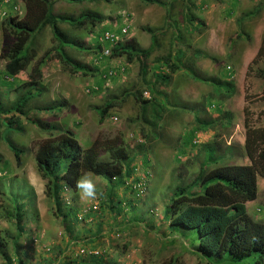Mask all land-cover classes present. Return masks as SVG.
I'll return each instance as SVG.
<instances>
[{"label": "rangeland", "instance_id": "rangeland-1", "mask_svg": "<svg viewBox=\"0 0 264 264\" xmlns=\"http://www.w3.org/2000/svg\"><path fill=\"white\" fill-rule=\"evenodd\" d=\"M3 1L0 54L6 56L13 44L4 38L7 27L1 22L7 18L20 21L25 12L12 11L18 5L14 0ZM52 1V15L73 21L59 23V29L80 46L61 50L84 70H73L65 63L49 27L35 36V54L26 71L6 77L5 60H0V106L9 107L18 97L30 95L23 109L25 116L0 115V121L10 119L14 126L5 136L24 150L16 167L13 154L0 141V239L7 256V237L15 235L19 225L26 264H68L82 258L78 256L83 244L78 241L79 233L70 241L65 228L71 231L95 225L69 215L63 220L59 212L55 214V202L45 195V182L35 163L39 143L56 140L67 130L73 132L80 151L96 140L101 144L121 140L128 166L133 168L131 178L148 188L143 193H131L123 189L124 184L113 188L117 181L107 183L93 176L99 196L87 203L77 190L73 193L59 185V192L63 190L57 202L63 214L67 207L81 214L91 209L105 231L115 228L121 233L112 243L107 239L108 245L105 240L94 242L93 248L104 245L120 251L126 246L119 264H166L171 258H177L178 264L202 263L193 235L167 231L162 203L168 202L174 186L192 181L200 164L207 169L215 167L204 146L222 156L225 162L220 164L248 165H241L244 120L247 118L250 126L264 125V79L259 77L264 70V0H161L163 7L141 0ZM85 13L97 15L100 23L82 20L80 16ZM125 25L129 29L121 43L134 40L141 49L150 47V36L144 29L154 31L151 54L142 60L146 65L144 77L139 74L141 63L136 58L129 62L124 55L112 56L116 44L102 43V50L95 45L99 34H119ZM108 47L109 54L104 55ZM169 55L170 64L178 68L173 74L160 61ZM41 57L40 77L34 76L37 86L23 87ZM208 78L233 83L231 98L220 94L224 88L213 86L214 91L205 81ZM141 100H151L156 112L150 107L143 111ZM109 104L116 107L103 115L102 109ZM40 124L56 130L43 129ZM259 187L255 197L262 212L250 210L255 209L254 214L260 217L264 216V185ZM113 197L122 203L120 210L108 207V199ZM130 208L135 209L133 215L128 212ZM120 211L125 214L123 218ZM0 264H6L2 256Z\"/></svg>", "mask_w": 264, "mask_h": 264}, {"label": "trees", "instance_id": "trees-1", "mask_svg": "<svg viewBox=\"0 0 264 264\" xmlns=\"http://www.w3.org/2000/svg\"><path fill=\"white\" fill-rule=\"evenodd\" d=\"M14 1L18 5L12 8V11H24L25 13L20 21L7 18L1 22L2 26L7 27L4 30V38L13 44L8 49L6 56L0 54V60H5L3 68L5 76L12 78L20 72L26 71L35 54L33 48L34 38L46 27L50 28L53 41L57 42L59 47L57 52H59L65 63L73 70L83 71L84 66L76 63L61 50L62 47L77 45L58 27L59 23H73V21L65 17L52 15L50 13L52 0ZM104 1L110 2L111 0ZM141 1L147 5L164 6L161 0ZM3 2V0H0V3ZM80 18L92 24L101 21L97 15L91 13L82 14ZM144 31L150 36V47L148 49H141L134 40H130L128 43H118L112 50L113 57L124 55L129 62L134 58L139 60L141 63L139 74L142 77L146 74V65L142 60L150 56L155 43L154 31L149 28H145ZM48 54L47 51L43 56H48ZM195 54H199V52L196 51ZM42 57L32 67L28 75V82H25L23 87L32 88L37 86L34 76L40 77L41 66L39 64L43 62ZM170 60L172 61V58L169 55V58L167 56L160 61L173 74L178 68L175 64H170ZM259 77L264 79V70L259 72ZM159 79L161 81L165 80L160 76ZM205 81L212 86L214 91V87L224 88L220 94L226 96V98H231L234 90L233 83L222 82L215 78H208ZM29 96L28 93H25L9 107L2 108L0 106V115L12 116L18 113L20 116H25L23 109L30 100ZM151 102V100H141L139 105L143 111L150 107L153 112H156ZM113 107H116V105L109 104L102 109L101 113L104 115ZM9 120L0 121V126H3L0 141L7 145L9 151L13 154L16 167H19L23 149L16 147L5 136L14 127ZM40 126L43 129L56 130L54 126L45 124H40ZM243 127L245 130L243 148L249 162L248 165L220 164L225 162L222 156L216 155L211 147L204 146L206 156L211 163L215 164V167L207 169V166H204L205 164H200L199 170L192 181L183 186H174L171 191L172 198L168 202L162 203L164 213L162 219L163 223L168 224L167 231L178 230L193 235L197 251L202 255L201 260L203 262L200 264H213V261L221 264H264V220H253L246 209L247 203L255 200L256 179H264V125L250 126V122L245 118ZM99 142V140H96L88 149L80 151L81 149L73 136V132L66 130L56 140H46L39 143L35 152L36 168L45 182L44 193L47 198L55 202V214L59 212L63 220H66L69 215L76 220L79 219L82 222L95 225V228L91 227V229L90 227L85 229V227L81 228L79 226L80 229L73 228L70 231L63 221L64 227H66L65 231L70 237L69 240H74V236L79 233L78 241L83 243L79 248L78 255L82 258L68 264H119L118 259L125 253L126 246H122L120 251L104 245L100 249L93 248L94 242L101 244L102 240H105L108 245L109 242L112 243L117 239L121 233H117L115 228L112 232L109 228L108 231H105L102 228V223H98L91 209L84 210L81 214L75 210H69V207H67V213L63 214V210L57 202L60 200L58 198L59 185L60 187H67L74 193L76 191L75 181L82 170L92 172L93 176L100 177L106 180L107 183L116 180L117 182L112 186L113 188L122 186L124 184L123 179L130 176L132 167L128 166V156L122 141L115 140L113 143L103 142V144ZM104 155L105 158H103ZM229 158L230 156H228ZM177 177L181 178L180 174ZM121 204L116 197L108 199V207H117L120 210ZM134 210V208H130L128 212L133 215ZM120 214L122 218L125 216L121 211ZM73 232L74 234H72ZM22 235L23 231L19 225L16 227L15 235H8L7 240L10 243L8 245L10 248L8 256L0 239V256L3 257L6 264H26V260L22 257H27V254L22 251L19 243L23 237ZM107 236H110V238ZM28 237L29 233L25 235V239ZM107 239H110V241L107 242ZM162 250L160 249L159 252H162ZM176 259L171 258L166 264H178ZM46 264H53V262H47Z\"/></svg>", "mask_w": 264, "mask_h": 264}, {"label": "clouds", "instance_id": "clouds-1", "mask_svg": "<svg viewBox=\"0 0 264 264\" xmlns=\"http://www.w3.org/2000/svg\"><path fill=\"white\" fill-rule=\"evenodd\" d=\"M101 34H99L96 37L97 42L95 43V45H96V47H98L99 49L102 50V43H104V42H100L99 41V38H100ZM119 43H121V42H119ZM115 44L117 45L118 43H115ZM115 44H112V45H115ZM109 45H111V44H109ZM107 49L109 50V47ZM87 92L89 93L90 91H87ZM145 94L146 93H144V96H145ZM132 170H133V168H132ZM135 170H136V168H135ZM92 177H93V173L92 172H90L88 170H82L81 173L79 174L78 178L75 181V188H76L78 194L80 195L81 199H83L87 203L94 202L99 196V192H98L96 183H95V181L93 180ZM123 180H124V185H126V186L123 187L124 190L128 189L131 193L134 192V191L135 192H139V189H137L136 186L138 184H140L142 181L137 183V181L135 179L131 178V176L125 177ZM113 181H116V180H113ZM256 188H257V185H256ZM63 189H66L65 186H63ZM145 189L146 190L148 189L147 185L143 184V189L141 190V192L143 193L145 191ZM62 190H60V192ZM60 192H58V196L59 197H60ZM255 199H256V197H255Z\"/></svg>", "mask_w": 264, "mask_h": 264}, {"label": "built area", "instance_id": "built-area-1", "mask_svg": "<svg viewBox=\"0 0 264 264\" xmlns=\"http://www.w3.org/2000/svg\"><path fill=\"white\" fill-rule=\"evenodd\" d=\"M129 29V25H125L123 28L119 29V34H114L111 31H106L103 32L99 38L100 42H104V43H109V44H115V43H119L122 41V37L127 35V31ZM103 54L104 55H108L109 54V50L107 48H105L103 50ZM143 182H141L140 184H138L136 186L137 189L141 190L143 189Z\"/></svg>", "mask_w": 264, "mask_h": 264}, {"label": "crops", "instance_id": "crops-1", "mask_svg": "<svg viewBox=\"0 0 264 264\" xmlns=\"http://www.w3.org/2000/svg\"><path fill=\"white\" fill-rule=\"evenodd\" d=\"M231 145V144H230ZM241 145V144H240ZM242 150H243V148H242ZM244 154V153H243ZM246 163H248V160H247V158H246V156L244 155V157L242 158V164L241 165H246ZM136 167V166H135ZM256 185H257V189L259 190L260 189V187L259 186H261V185H264V180L263 179H261V178H257V180H256ZM177 186V185H176ZM175 186V187H176ZM172 198V193H171V195H170V199ZM169 199V200H170ZM168 200V201H169ZM256 201H257V199H255L254 201H252V202H250V203H248L247 205H246V209H247V212H248V214L250 215V217L253 219V220H256V221H259V220H264V216H260L259 217V215L256 213V215L254 214V210L256 209L258 212H262L261 210L262 209H259L258 207H259V205L260 204H256ZM256 205H258V206H256ZM253 208H255L253 211H251L250 209H253ZM261 208V207H260ZM166 224V223H165ZM168 225V224H167ZM118 261H119V259H118Z\"/></svg>", "mask_w": 264, "mask_h": 264}]
</instances>
